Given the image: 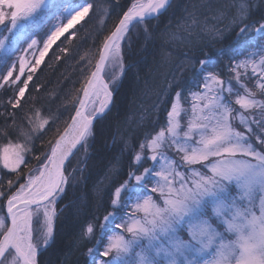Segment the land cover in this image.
Here are the masks:
<instances>
[{"label": "snow or ice", "instance_id": "1", "mask_svg": "<svg viewBox=\"0 0 264 264\" xmlns=\"http://www.w3.org/2000/svg\"><path fill=\"white\" fill-rule=\"evenodd\" d=\"M50 3L0 0V25L10 20L7 30L15 43L26 34L28 23H40L39 14ZM4 6L11 11H4ZM169 6L170 0H132L115 30L104 38L95 70L82 86L71 124L54 144L49 141L50 153L45 154L40 167L30 170L24 183H19L18 170L27 165L25 157L32 152L33 141L50 131L45 127L49 119L39 109H29L31 114H25L20 124L16 122L17 114L24 111L22 99L32 80L31 74L21 80L27 63L23 57L19 75L13 76L15 64L0 75V89L13 93L6 101L0 99V108L10 105L14 110L7 114L12 117V125L0 132L16 134L24 141H9L0 147V171L17 174L15 180L7 179L6 185L4 176H0V202H6V213L0 212V264H37L38 252L50 246L55 205L68 183L65 161L78 144H88L94 135V120L110 110L113 91L102 76L105 65L118 64L122 75L121 44L128 40L129 26L158 18ZM91 8L88 0H81L74 8L62 9L63 19L43 40L37 65L52 44ZM246 12L247 5L241 3L237 11L242 25L238 41L250 31L244 23ZM255 33L232 49L227 77L209 70L214 65L209 58L199 61L197 90H188L185 95L177 85L165 110L164 125L150 134L151 138L145 137L141 152L133 157L138 167L111 193L113 211L100 226L107 243L97 240L103 248L99 256L111 258L93 264H264V99H258L248 86L254 82L264 96V44L260 43L264 40V23L255 28ZM7 39H0V49L6 53L14 50L6 47ZM37 44L32 39L28 48L35 49ZM249 47L255 50L247 51ZM240 56L244 58L237 59ZM118 79L113 77L111 83ZM182 101L190 105V110L183 108ZM182 119H186L185 125ZM145 149L150 155L141 154ZM148 161L151 165L144 167ZM93 231L88 225L86 233L91 235ZM136 248L139 251L134 252Z\"/></svg>", "mask_w": 264, "mask_h": 264}, {"label": "trees", "instance_id": "2", "mask_svg": "<svg viewBox=\"0 0 264 264\" xmlns=\"http://www.w3.org/2000/svg\"><path fill=\"white\" fill-rule=\"evenodd\" d=\"M171 1L167 11L158 18L130 25L128 40L122 42L121 47L124 72L118 75L115 84L111 83L113 76L108 75L106 67L104 76L113 91L112 106L101 119L93 122L94 135L86 146L77 149L66 166L68 183L57 202L53 240L50 246L38 252L37 264L98 262L99 257L92 258L89 249L100 247L98 239L107 243L100 226L104 217L113 211L111 193L128 179L130 171L138 167L133 157L140 152L145 137L151 138L150 134L164 125L165 110L170 107L177 85L184 89L185 95L188 90H197L199 61L209 58L214 61L209 70L223 72L227 77V66L234 55L232 49L238 42L242 44L255 37V28L264 23V0ZM131 2L88 0L93 5L88 15L53 43L37 69L21 76L24 80L31 74L32 80L22 99L24 111L17 114V124L25 114H31L29 109H39L49 119L45 127L50 131L33 141L32 152L25 157L27 165H21L18 170L19 183H24L30 170L41 165L45 154L50 153L49 141L54 144L71 122L82 96V86L99 59L104 38L114 31ZM241 3L247 5L244 23L250 26V31L238 41L237 33L242 25L237 19V11ZM53 15L56 14L49 13V17L32 25L15 49L4 57V62L0 58V75L6 74L9 64L21 53L28 38L43 42L50 31ZM70 33L75 35L70 36ZM173 36L177 38L173 39ZM260 43L264 44V40ZM253 50L252 47L247 49ZM14 72L13 76H16L17 70ZM253 85L254 82L248 83L257 98L264 99ZM12 95V92L5 93L0 89V99L6 101ZM182 104L190 110L188 103L182 101ZM13 111L10 105L0 108V112L5 113L0 116V129L12 125V117L7 114ZM182 121L186 124V119ZM9 141L23 139L16 134L0 132V144ZM16 175L5 170L1 172L5 185L7 179L15 180ZM5 204L0 203V212H6ZM88 225L94 229L91 235L86 233Z\"/></svg>", "mask_w": 264, "mask_h": 264}, {"label": "rangeland", "instance_id": "3", "mask_svg": "<svg viewBox=\"0 0 264 264\" xmlns=\"http://www.w3.org/2000/svg\"><path fill=\"white\" fill-rule=\"evenodd\" d=\"M81 2V1H80ZM80 2H71L70 0H51V3H50V6L49 7H47V8H45V9H43V10H41V12H40V17H41V19L40 20H43L44 18H45V16H47L49 13H52V12H54V14H56L55 16L53 15V17H52V19H51V22H52V24H51V28H50V30H54V26L57 24V23H59V22H61V20L63 19V13H62V9L63 8H74L78 3H80ZM3 10L4 11H6V12H9V11H11L10 9H8L6 6H4V8H3ZM14 10V9H13ZM59 14V15H58ZM47 17H49V16H47ZM84 18V17H83ZM82 18V19H83ZM82 19H80L79 21H81ZM78 21V22H79ZM64 22H66V21H64ZM77 22V23H78ZM21 23H25L24 21H21ZM76 23V24H77ZM32 25H34L33 23H28L27 25H26V33L29 31V28L32 26ZM75 25V24H74ZM11 25H10V20H6L5 21V24L4 25H0V39H4L5 37H7L8 39L7 40H5V44H6V47H8V48H12V49H15V47H16V45L18 44V42L20 41V39H18V40H16L15 41V43H13V36H12V33H10V32H8V27H10ZM15 31V30H14ZM48 34H50V31H49V33ZM47 38V37H46ZM45 38V39H46ZM32 39H36L37 41H38V44H37V46H36V48L35 49H29L28 48V45L31 43V40ZM53 45V44H52ZM121 47H122V44H121ZM43 48V42H41L40 40H38L37 38H32V37H30V38H28V41H27V43H25L24 44V46L21 48V53L19 52L18 53V57L16 58V59H14L10 64H9V67H11L13 64H15V70L14 71H16L17 70V75H19V65H20V58L21 57H23L24 59H25V61H27V63H26V66H25V73L26 72H29V71H33V69L35 70V69H37V66L39 65V64H41V62L43 61V59L41 60V62L37 65L36 63H35V60H36V58L39 56V49H42ZM13 51V50H12ZM12 51H10V52H5V50H2V49H0V58H1V61L2 62H4L3 60H5V56H8L9 55V53H11ZM48 51H49V49H48ZM47 51V52H48ZM33 52H35V56L33 55ZM47 52L45 53V55H47ZM45 57V56H44ZM9 67H8V69H9ZM107 69H108V75L109 74H112V76L113 77H119L118 75H120L121 74V70H120V67H119V65L118 64H112L111 62H108L107 63ZM13 71V73H15ZM103 79L105 80V82H108L107 80H106V78H105V76L103 75ZM109 83V82H108ZM109 86H110V83H109ZM111 88V87H110ZM258 99H260V98H258ZM111 105V104H110ZM182 106H183V108H184V105L182 104ZM181 124L182 125H185V123L181 120ZM23 139V138H22ZM24 141H17V142H12V143H23ZM8 144V143H7ZM3 145H6V144H0V147H2ZM78 151V150H77ZM76 151V152H77ZM76 152L74 153V155L76 154ZM140 152H141V150H140ZM143 156H147V155H150V153L148 152V150L147 149H145L142 153H141ZM73 155V156H74ZM72 156V157H73ZM72 159V158H71ZM70 159V160H71ZM177 159H178V157H177ZM151 165V161H148V162H146V163H144V167H148V166H150ZM2 163H0V169H2ZM40 167V166H39ZM194 167H199V165H196V166H194ZM38 168V167H37ZM37 168H35V169H37ZM34 169V170H35ZM5 171H9V170H7V169H4ZM141 171H143V169L141 168ZM1 172L2 171H0V176H1ZM154 195V198H155V195L156 194H153ZM59 200V199H58ZM58 200H57V202H58ZM1 203V202H0ZM1 207V206H0ZM55 207H56V210H57V203H56V205H55ZM6 209V208H5ZM1 210V209H0ZM2 212V211H1ZM6 213V212H5ZM54 222H55V220H54ZM104 223H105V221H104ZM103 223V224H104ZM53 228H54V225H53ZM117 231H119V230H117ZM125 235H127L126 233H125ZM181 235H183V233H181ZM185 238H187V237H185ZM98 249V250H97ZM103 250V248H100V247H95L94 248V250H93V253L91 254V257L92 258H94L95 256L98 258V262L100 261V260H102V259H110L111 258V255L109 256V257H107V258H102V257H100L99 256V251H102ZM136 251H139V248H136V249H134V252H136ZM133 259L135 258L134 257V254H133V257H132Z\"/></svg>", "mask_w": 264, "mask_h": 264}, {"label": "water", "instance_id": "4", "mask_svg": "<svg viewBox=\"0 0 264 264\" xmlns=\"http://www.w3.org/2000/svg\"><path fill=\"white\" fill-rule=\"evenodd\" d=\"M171 0H170V4H171ZM134 23V22H133ZM118 24V23H117ZM115 30V29H114ZM110 35V34H109ZM99 60V59H98ZM106 66H107V63H106V65H105V69H106ZM105 69H104V71L102 72V76L104 75V72H105ZM95 70V69H94ZM83 94V93H82ZM82 97V96H81ZM112 101H113V95H112ZM112 101H111V105L109 106V108H111V106H112ZM109 110H106V112H105V114L108 112ZM74 115H75V113H74ZM95 121V120H94ZM71 122H72V120H71ZM71 122L69 123V124H71ZM80 146L81 145H77L76 146V148L75 149H72V155H70L69 156V158L65 161V164H64V167H65V169H66V166H67V164L69 163V161H70V159L72 158V156L74 155V153L77 151V149H79L80 148ZM65 175H66V171H65Z\"/></svg>", "mask_w": 264, "mask_h": 264}, {"label": "bare ground", "instance_id": "5", "mask_svg": "<svg viewBox=\"0 0 264 264\" xmlns=\"http://www.w3.org/2000/svg\"><path fill=\"white\" fill-rule=\"evenodd\" d=\"M105 81V80H104ZM110 106V105H109ZM70 139H71V137H70Z\"/></svg>", "mask_w": 264, "mask_h": 264}]
</instances>
